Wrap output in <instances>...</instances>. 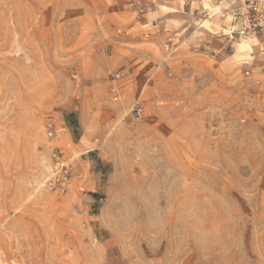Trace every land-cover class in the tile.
I'll return each mask as SVG.
<instances>
[{"label": "rangeland", "instance_id": "374dc122", "mask_svg": "<svg viewBox=\"0 0 264 264\" xmlns=\"http://www.w3.org/2000/svg\"><path fill=\"white\" fill-rule=\"evenodd\" d=\"M121 1L124 34L105 0H0L3 264H264V0L225 34L223 80L148 63Z\"/></svg>", "mask_w": 264, "mask_h": 264}, {"label": "crops", "instance_id": "0c3cea01", "mask_svg": "<svg viewBox=\"0 0 264 264\" xmlns=\"http://www.w3.org/2000/svg\"><path fill=\"white\" fill-rule=\"evenodd\" d=\"M141 1L146 9L143 16L139 17L136 9L131 7L129 9V16L134 22L130 33L138 34V37L133 36L137 38V41L139 40V44L137 42L132 44L140 46L146 51L148 63L165 68L175 65L176 70L181 72L185 70L193 77L213 72L219 76V80H223L228 73H232L236 64H229L227 60H224L225 47L230 42L225 38V34L241 28L237 26V22L243 19L242 2L244 0H231L228 3L231 13L224 10L228 5L226 1L220 5V12L224 11L226 17L230 16L227 17L232 22L229 27L225 24L226 20H222L220 17L219 10L215 11V14L206 22L202 24L198 22L197 19L207 7L209 0ZM122 7L121 0H105V16L107 17L105 32L123 34L126 32V29L121 28L122 24L120 23L124 18ZM114 20L118 24L116 30L111 28ZM170 37L174 41L171 52L168 53V51H164V44ZM117 41V48H122L125 44L124 36L121 38L118 36ZM174 52L177 54L172 56ZM161 76L162 73L158 70L150 78V81L154 78V86Z\"/></svg>", "mask_w": 264, "mask_h": 264}, {"label": "built area", "instance_id": "2783aa9c", "mask_svg": "<svg viewBox=\"0 0 264 264\" xmlns=\"http://www.w3.org/2000/svg\"><path fill=\"white\" fill-rule=\"evenodd\" d=\"M223 2L221 0H210L207 3V7L203 10L202 14L198 17V22L200 24L206 22L212 16L213 12H215ZM132 7H135L138 16H143L145 14V7L141 0H133ZM174 39L169 38L164 47L166 51H171L172 44ZM126 74L124 72H117L114 75V81L120 82L124 80ZM113 94V98L115 101L120 99V92L117 86H114L111 90ZM135 115L138 118L142 117L143 110L141 108H137L134 110ZM46 134L48 138L54 139L57 134V130L55 124L53 122H49L46 126ZM71 166L69 163V159L67 157V153L64 149L55 148L51 153V167L48 177L44 182V188L47 189L50 193L55 194L57 196L66 195L69 192L71 185ZM4 263V259L0 253V264Z\"/></svg>", "mask_w": 264, "mask_h": 264}]
</instances>
